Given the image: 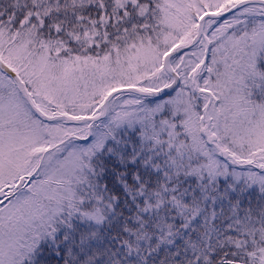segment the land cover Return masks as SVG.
I'll return each instance as SVG.
<instances>
[{
  "label": "snow or ice",
  "instance_id": "obj_1",
  "mask_svg": "<svg viewBox=\"0 0 264 264\" xmlns=\"http://www.w3.org/2000/svg\"><path fill=\"white\" fill-rule=\"evenodd\" d=\"M0 264H264V0H0Z\"/></svg>",
  "mask_w": 264,
  "mask_h": 264
}]
</instances>
